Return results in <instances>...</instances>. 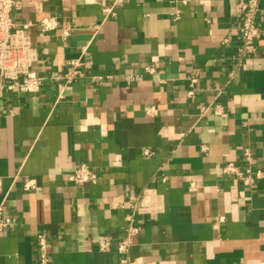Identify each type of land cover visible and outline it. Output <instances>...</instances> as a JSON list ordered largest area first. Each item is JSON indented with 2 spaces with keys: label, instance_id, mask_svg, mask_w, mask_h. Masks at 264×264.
Here are the masks:
<instances>
[{
  "label": "crops",
  "instance_id": "obj_1",
  "mask_svg": "<svg viewBox=\"0 0 264 264\" xmlns=\"http://www.w3.org/2000/svg\"><path fill=\"white\" fill-rule=\"evenodd\" d=\"M240 1L28 0L12 14L32 24L43 83L0 78V208L15 222L0 264H42L40 234L46 264H264V0L243 57ZM75 59L84 77L67 83ZM228 163L260 176L245 185ZM81 165L97 184L68 180Z\"/></svg>",
  "mask_w": 264,
  "mask_h": 264
},
{
  "label": "built area",
  "instance_id": "obj_2",
  "mask_svg": "<svg viewBox=\"0 0 264 264\" xmlns=\"http://www.w3.org/2000/svg\"><path fill=\"white\" fill-rule=\"evenodd\" d=\"M28 0H0V78L3 86L11 92L37 93L40 91L43 79L31 70L37 55L34 52L31 39L26 35L32 24H23L17 27L12 20V14L21 10L23 4ZM261 0H242L238 3V11L241 15L240 38L241 45L239 56L243 57L256 52V41L260 36L256 24L257 14L260 11ZM43 32H49L57 29L58 22L54 18H44L39 23ZM83 63L80 59L68 61V70L62 77L67 83H73L84 77L82 70ZM146 71L154 73V68L147 67ZM100 79V78H96ZM191 95L193 92L190 93ZM153 109L147 113L151 114ZM3 109L0 104V130ZM222 115V112H217ZM145 156H150L149 150L144 151ZM245 160L251 164L253 162L249 150L245 151ZM222 173L227 176H233L243 181L245 185H251L253 181L260 176V173H253L251 169H241L239 166L228 163L222 168ZM68 180L77 184H92L99 182L98 173L87 165H81L75 168L69 175ZM34 182L28 181L25 184L26 190L33 188ZM193 188V186H192ZM130 225L128 227V237L119 244V252L127 254L130 248V237L134 235L138 228L132 225V217H129ZM15 222L4 215L0 208V232L10 231L14 228ZM38 250L42 264L48 262L47 247L48 241L45 235L40 234L37 239ZM109 240L101 239L97 246L105 251L109 248Z\"/></svg>",
  "mask_w": 264,
  "mask_h": 264
}]
</instances>
